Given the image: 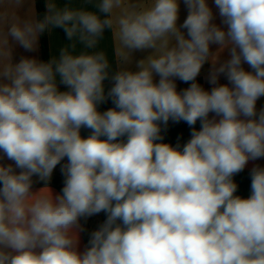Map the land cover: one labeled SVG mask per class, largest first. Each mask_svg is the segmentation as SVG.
Instances as JSON below:
<instances>
[{"label": "clouds", "instance_id": "1", "mask_svg": "<svg viewBox=\"0 0 264 264\" xmlns=\"http://www.w3.org/2000/svg\"><path fill=\"white\" fill-rule=\"evenodd\" d=\"M183 4L178 25L180 0H46L42 17L35 0H0V264H264V167L247 198L234 180L264 158V0H214L220 24L208 0ZM55 28L58 55L14 62ZM169 121L191 128L186 143L163 142ZM101 212L80 250L81 219Z\"/></svg>", "mask_w": 264, "mask_h": 264}, {"label": "crops", "instance_id": "2", "mask_svg": "<svg viewBox=\"0 0 264 264\" xmlns=\"http://www.w3.org/2000/svg\"><path fill=\"white\" fill-rule=\"evenodd\" d=\"M71 2L75 6H79L82 3V0H71ZM57 3L63 6L64 4L69 3V0H57ZM208 3L210 7H212L214 15H215L214 22L217 24H220V17L218 15V9L215 8L214 0H208ZM26 7L27 6H25V10H26ZM89 7H91V5H89ZM35 10H36V5H35ZM186 16H187V9L183 4V0H180V13H179L178 25L183 23V20L186 18ZM47 37H48V46H49L50 56L58 55L60 48L64 46L65 44L69 43L66 37V34L62 28H55L51 31V33L47 32ZM100 47L107 51L109 60L112 62L113 68H115V61L113 59L114 43L111 38V31L109 29L105 30L104 38L101 41ZM217 47L218 45H211V49L213 51H215ZM40 49H41L40 39H39V49L36 52H26L23 48L18 46L13 52L14 62H18L22 55L35 56L40 59ZM78 50H79V46H78ZM147 54L148 52H141V51L135 52L133 54L134 61L139 60L140 58H143ZM228 58H229V54L227 50H225V52L221 56V60H226ZM243 66L245 67L246 70H251L247 64ZM132 68L133 70H135L134 63L132 65ZM210 68H211V64L206 62L204 66L202 67L199 76L197 77V82L200 83L206 90H210L212 87V85L207 80V76L209 74ZM156 79L158 80V77H156ZM176 83H177L178 91L190 86V82L189 84H186L182 81L177 80ZM219 83L221 84L228 83L226 77L223 74L219 78ZM58 87L62 91L66 90L65 86L62 84H59ZM108 87H110V81L106 80L105 81L106 91ZM109 107H113L111 100H108L107 102L101 104L99 106V110L104 111V110H107ZM262 107H264V97H261L257 101V110H259ZM195 127L199 129L200 127L199 121L197 122ZM190 133H191V128L183 121L179 123H173L172 121H169L166 128L162 127V135L164 137L163 142L170 143L173 146H175L177 143H180L181 145L186 143L187 140L190 139ZM88 134H89V130L87 129L81 130L82 136L86 137ZM65 162H66V159L62 161L61 164ZM4 163L7 164V163H10V161L5 160ZM256 164H259L260 166L264 167V158H261L256 161H249L245 169L234 177L235 182L238 184V190L236 193L237 195H240L245 198H247L250 195V184H251L250 170ZM42 186H43V183L38 182V183H35L33 187L34 189H38ZM63 186H64V177L61 172V165H57L56 169L54 170L52 174V179L50 181V187L52 188L54 193H59ZM105 219H106V215L103 212L93 215L91 217H88L87 219H84V218L81 219L80 223L83 226L84 231L80 233V250H83L84 246L87 244L88 239L90 237V233L96 230L99 227V225L103 223Z\"/></svg>", "mask_w": 264, "mask_h": 264}, {"label": "trees", "instance_id": "3", "mask_svg": "<svg viewBox=\"0 0 264 264\" xmlns=\"http://www.w3.org/2000/svg\"><path fill=\"white\" fill-rule=\"evenodd\" d=\"M45 4L46 0H35L36 13L39 17H42L46 11ZM40 46V59L46 61L50 58L47 31L40 36Z\"/></svg>", "mask_w": 264, "mask_h": 264}]
</instances>
